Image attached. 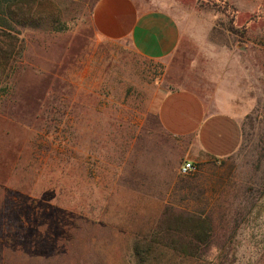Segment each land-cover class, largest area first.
I'll return each instance as SVG.
<instances>
[{
	"label": "rangeland",
	"instance_id": "obj_1",
	"mask_svg": "<svg viewBox=\"0 0 264 264\" xmlns=\"http://www.w3.org/2000/svg\"><path fill=\"white\" fill-rule=\"evenodd\" d=\"M188 35L151 60L99 38L96 0L10 1L0 27V264H264V0H136ZM234 25V28H231ZM222 91L241 121L235 153L180 172L187 140L157 117L161 96ZM211 223L205 250L171 248L166 226ZM194 254V255H192Z\"/></svg>",
	"mask_w": 264,
	"mask_h": 264
},
{
	"label": "crops",
	"instance_id": "obj_2",
	"mask_svg": "<svg viewBox=\"0 0 264 264\" xmlns=\"http://www.w3.org/2000/svg\"><path fill=\"white\" fill-rule=\"evenodd\" d=\"M92 24L99 38L128 39L138 54L151 60L173 57L188 35L168 9L136 0H96ZM157 117L165 132L187 140L188 162L225 158L241 144L240 118L219 90L207 102L194 90L170 89L158 102Z\"/></svg>",
	"mask_w": 264,
	"mask_h": 264
},
{
	"label": "trees",
	"instance_id": "obj_3",
	"mask_svg": "<svg viewBox=\"0 0 264 264\" xmlns=\"http://www.w3.org/2000/svg\"><path fill=\"white\" fill-rule=\"evenodd\" d=\"M11 0H0V27L7 28L13 27L11 22V18H13V11L12 6H16L17 3L14 5L10 3ZM16 2H30L36 0H12ZM231 28H234V25H231ZM165 231L170 232L171 234L175 233H183L184 236L180 237L178 241L171 240L168 244L171 248H174L178 252L182 254H186L188 252H195V251H202L209 247L210 245V236L207 233V229H210L211 223L209 222L208 218H205L201 215L196 216H187L182 217V220L176 219L173 224L166 226ZM159 242L156 238H152V241H140L137 240L134 244V255L136 257V264H156L152 254L154 249L156 248L155 243ZM194 255V254H192ZM203 257V261L207 264L211 262L205 256L200 255Z\"/></svg>",
	"mask_w": 264,
	"mask_h": 264
},
{
	"label": "built area",
	"instance_id": "obj_4",
	"mask_svg": "<svg viewBox=\"0 0 264 264\" xmlns=\"http://www.w3.org/2000/svg\"><path fill=\"white\" fill-rule=\"evenodd\" d=\"M196 169V164L193 162H185L183 165H181L180 172L182 174H189L190 172L194 171Z\"/></svg>",
	"mask_w": 264,
	"mask_h": 264
}]
</instances>
